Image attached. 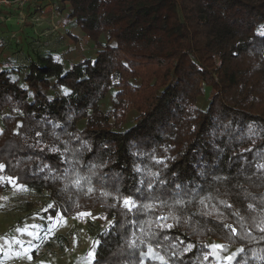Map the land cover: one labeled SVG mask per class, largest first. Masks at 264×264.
<instances>
[{
    "label": "trees",
    "instance_id": "obj_1",
    "mask_svg": "<svg viewBox=\"0 0 264 264\" xmlns=\"http://www.w3.org/2000/svg\"><path fill=\"white\" fill-rule=\"evenodd\" d=\"M51 3L92 50L0 69V192L96 216L89 264H264V0Z\"/></svg>",
    "mask_w": 264,
    "mask_h": 264
},
{
    "label": "rangeland",
    "instance_id": "obj_2",
    "mask_svg": "<svg viewBox=\"0 0 264 264\" xmlns=\"http://www.w3.org/2000/svg\"><path fill=\"white\" fill-rule=\"evenodd\" d=\"M28 7L23 22L17 9H0V69L24 67L48 54L73 64L90 53L82 32L67 23L69 7L62 13L53 3L30 2ZM69 33L77 36L78 44L71 42ZM44 199L12 181L0 192V264H89L101 221L88 213L43 220L37 208H20L22 201ZM213 244L220 248L221 241Z\"/></svg>",
    "mask_w": 264,
    "mask_h": 264
},
{
    "label": "built area",
    "instance_id": "obj_3",
    "mask_svg": "<svg viewBox=\"0 0 264 264\" xmlns=\"http://www.w3.org/2000/svg\"><path fill=\"white\" fill-rule=\"evenodd\" d=\"M52 1L53 0H0V9L3 8L7 11H14L15 9H17L19 19L23 22L25 20V8L30 5V2L51 3ZM0 185H3V182L0 181Z\"/></svg>",
    "mask_w": 264,
    "mask_h": 264
}]
</instances>
